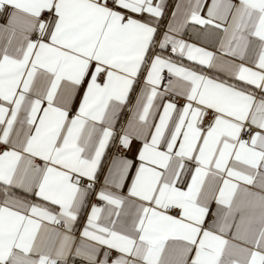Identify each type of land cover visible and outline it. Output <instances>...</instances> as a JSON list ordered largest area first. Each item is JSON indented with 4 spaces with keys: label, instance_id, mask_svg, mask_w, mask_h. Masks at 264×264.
<instances>
[{
    "label": "snow or ice",
    "instance_id": "6c2138e0",
    "mask_svg": "<svg viewBox=\"0 0 264 264\" xmlns=\"http://www.w3.org/2000/svg\"><path fill=\"white\" fill-rule=\"evenodd\" d=\"M0 264H264V0H0Z\"/></svg>",
    "mask_w": 264,
    "mask_h": 264
},
{
    "label": "crops",
    "instance_id": "0c3cea01",
    "mask_svg": "<svg viewBox=\"0 0 264 264\" xmlns=\"http://www.w3.org/2000/svg\"><path fill=\"white\" fill-rule=\"evenodd\" d=\"M175 3H176V0H169V11L171 10V8L174 6ZM184 38L185 39H193L191 29L187 30L184 33ZM135 98H136V93H133L132 96H131V98H130V101H129L127 107H125L123 109V112L120 115V123L121 124L125 123L126 120L129 118V116L131 115V111L130 110H131L133 104L135 103ZM137 147H138L137 142H133L132 150L131 151H128V152H126L124 154L126 156H128L129 158H132L134 156V154H135V150H136ZM115 151H116L115 147H111L108 150L107 157L105 158V161H104L105 170H106V167H107L108 158H110ZM103 177H104V172H101V174H100V181H99L97 187H99V184L103 183ZM20 195H24V194L23 193H20ZM29 198H31V197H29ZM91 202L92 203H99V201H96L94 197L92 198ZM83 223H84V218L82 216V218H81V224H83ZM77 227H79V225Z\"/></svg>",
    "mask_w": 264,
    "mask_h": 264
},
{
    "label": "built area",
    "instance_id": "2783aa9c",
    "mask_svg": "<svg viewBox=\"0 0 264 264\" xmlns=\"http://www.w3.org/2000/svg\"><path fill=\"white\" fill-rule=\"evenodd\" d=\"M99 203H102V202H99Z\"/></svg>",
    "mask_w": 264,
    "mask_h": 264
}]
</instances>
